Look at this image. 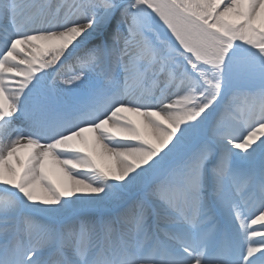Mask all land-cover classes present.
<instances>
[{
  "label": "snow or ice",
  "instance_id": "obj_1",
  "mask_svg": "<svg viewBox=\"0 0 264 264\" xmlns=\"http://www.w3.org/2000/svg\"><path fill=\"white\" fill-rule=\"evenodd\" d=\"M0 264H264V0H0Z\"/></svg>",
  "mask_w": 264,
  "mask_h": 264
}]
</instances>
